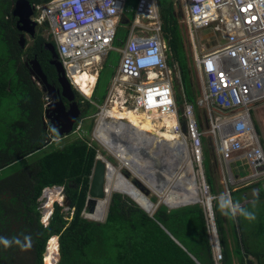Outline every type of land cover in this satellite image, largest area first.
Segmentation results:
<instances>
[{"label":"trees","instance_id":"1","mask_svg":"<svg viewBox=\"0 0 264 264\" xmlns=\"http://www.w3.org/2000/svg\"><path fill=\"white\" fill-rule=\"evenodd\" d=\"M16 1L0 0V111H7L11 103H16L15 111L19 115L10 123L0 115V173L7 166L18 162L24 164L13 174L0 178V264H44L48 242L54 237H59L60 242L61 259L56 264H214L215 249L209 217L202 204L177 210L160 205L150 217L130 198L113 194L104 223L85 217L98 146L90 137L84 139L74 132L48 142L43 119V94L22 61L25 53L29 58L36 56L49 83L48 57L40 52V45L47 39L38 34L28 50L20 48L17 20L12 16ZM27 1L30 5H37L51 0ZM159 1L162 5L168 3V0ZM173 13L171 8L165 13V30L173 35L171 45L181 55L184 45ZM123 15L122 25L134 19V13L129 18L125 13ZM126 36L127 33L122 38L118 29L115 45L120 46ZM182 68L186 87L192 88L193 85L188 84L190 75L187 67L182 65ZM77 94L86 103L82 117L95 114L96 107L79 92ZM91 127L93 129V124ZM71 136V141H65ZM99 136L129 171L142 180L145 166L140 157L135 153V156L127 154L117 141L124 138L137 147L146 146L141 144L143 142L148 145L159 142L177 145L125 123H120L115 132L103 126ZM170 155L167 152L169 161L174 158ZM183 156L188 159V151ZM191 166L192 163L188 162L187 179L179 180L184 187L187 186L190 198L199 199L200 192L198 187H194ZM207 181L212 195L217 197L213 178L208 172ZM53 187L65 190L70 207L65 210L55 203L49 225L45 226L40 198L46 188ZM152 199L151 203L156 205L157 200ZM233 201L237 202L234 198ZM214 211L223 253L222 264H232L230 254L233 249H230L221 210L216 204ZM241 211L242 208L236 217ZM262 214L260 219L263 223L257 227V234L262 233L259 245L264 249V212ZM233 240L234 250L237 247L240 256H252L253 252L264 254L257 251L249 233L244 232L241 240L235 234Z\"/></svg>","mask_w":264,"mask_h":264},{"label":"built area","instance_id":"2","mask_svg":"<svg viewBox=\"0 0 264 264\" xmlns=\"http://www.w3.org/2000/svg\"><path fill=\"white\" fill-rule=\"evenodd\" d=\"M127 1L51 0L33 5L32 22L48 26L66 78L77 90L80 91L75 84L77 75L97 76L110 52L121 55L104 104L93 103L98 107L96 140L113 154L99 136L104 121L112 119L107 118L110 110L153 113L154 120L162 121L158 124L153 120L156 128L192 148L190 163L196 168L197 183L209 210H213L217 198L212 196L205 177L204 137L211 138L219 156L228 198L234 189L256 184H262L264 189V147L252 115L264 103V0H174L185 14L200 90L197 106L185 98L183 112L176 95L180 73L169 63L170 48L163 37L165 24L156 0H139L128 40L121 48L115 47ZM199 30L210 31L216 43L199 46ZM184 122L188 136L183 132ZM82 127L83 120L74 134L81 136ZM99 158L108 167L109 162L100 154ZM236 159L247 163V178H233L230 164ZM52 190L64 197L63 188ZM44 224L47 226L48 221ZM220 251L215 248L217 262L222 261Z\"/></svg>","mask_w":264,"mask_h":264},{"label":"rangeland","instance_id":"3","mask_svg":"<svg viewBox=\"0 0 264 264\" xmlns=\"http://www.w3.org/2000/svg\"><path fill=\"white\" fill-rule=\"evenodd\" d=\"M137 2H138V0H130L129 1L128 6H126L127 8H125V10H124L125 17H128V18L132 17V15H133L132 11H133L134 7L136 6ZM121 18H122V16H121ZM181 21H182V23L179 25V30L181 31L182 34H184V38L186 39V48L184 50H182V52H181V59H182L183 65H185L187 67V70L190 73V76H189V79H188V84H190V83L192 84V80L194 82L192 88H188L187 94H188L189 99L192 101V103L197 106V100L200 98V91H199V85L197 87L198 81H197V78H196L195 66H194V51H193V48L191 47V41H190V36H189L188 29H187L185 17ZM124 26H122V28H120V35H121L122 38H124L125 34L127 33V29ZM118 29H119V27H118ZM45 30H44L43 34L46 37L49 34V31L48 30L45 31ZM209 33H210V31H208V30H205V31L204 30H199L198 31V33H197V43L198 44L200 43L199 46L200 45H205V46L208 45V47H211V46H213L216 43L215 40L212 43H209L208 41L204 42L202 40V37H205L204 35H206V34L208 35ZM27 39H28V37H27ZM213 39H216V37H213ZM30 44H31V40L28 39V47H29ZM119 59H120V55L118 53L111 52L110 53V59H109V61L107 63V66L104 67V70H101L99 72V83H98V85H97V87L95 89L94 97L92 99L93 102H95L98 106H102L103 105V103H104V101H105V99H106V97L108 95L109 87L112 84V81L114 79L116 71H117V69L119 67ZM183 104H184L183 102L179 101V106L181 107L182 112L184 111V105ZM8 109L9 110H7V111H0V115L5 117L6 122L10 123L16 117H19V115L15 111L17 109L16 108V103H14V104L11 103L10 106H8ZM197 113H198V115H199V117L201 119V117H203V113L201 112L200 109H198V107H197ZM94 116H95V114L89 116L90 120L87 123H85V131H87L88 137H90L91 140H93L94 143L98 146V149L100 151H102V152H99V154L102 155L105 160H107L109 163H111L117 169V171L124 178H126L128 181H130V183H131L136 178V176L131 171H129L127 166L123 165L121 163V161L119 159H117V157L114 154H112L106 147H104L101 143H99L96 140V138L94 137V129H96V122H95V128L92 129V127H91ZM253 118H254L255 124L257 125V128H259L258 132H259V134L261 136L262 144H263V147H264V103L262 105H259L258 107H256L254 109ZM203 120L204 119H201L202 122H203ZM109 121H111V120L108 119L107 122H109ZM154 122L155 123H157V122L161 123L162 121L161 120L160 121L159 120L156 121V119H155ZM104 127L108 128L109 130L114 131V132L117 130V129L107 125L105 123V121H104ZM204 128H205V126H204ZM163 132H165V131H163ZM209 139L211 140V138L206 137V141L207 140L209 141L208 144L210 146L211 143H210ZM125 141H127V140H125L124 138L123 139L121 138V140L120 141L118 140L117 143L119 145H121V146H124V142ZM127 143H131V142L127 141ZM156 145H158L157 151L154 148V146H156ZM156 145L155 144H149V147H147L146 150H148V151L150 150L153 153H158L159 154L158 157H160L161 159H165V157H162V155L160 156V153L161 154H165V152H163L162 149L163 150H167V152H169L171 155H174V154L171 153L172 150L169 151L170 149L176 148V150H177V146L176 145L175 146H171L170 144L169 145L168 144H156ZM159 146H162L163 148L159 150ZM205 149H206V163L209 165L210 161H211V157H210V154H209L207 146H206ZM185 151L186 152L188 151L189 158L188 159L186 158L187 161L184 162L182 167L180 168V172L177 175L178 180H179V178L183 177L185 172H186V167L188 166L187 164H188V161L190 160V155H191V152H192V148L190 147V145L187 146V147H184L183 153ZM176 153L177 154L174 155V158H178L176 156L183 157V153H181V152L179 153L178 150H177ZM178 153H179V155H178ZM138 156L143 161H145L146 163H149V168H150V172L151 173L158 172L157 169L154 168L153 161L151 159H149V157L144 156V154H142V153H139ZM174 158L172 160H170V161H173V162H171L172 164L174 163V160H175ZM186 159H184V160H186ZM213 160L215 161V162H213V164L217 165V174H216V176H214V178L216 180V187L218 189L219 194H221V196H226V192L224 194V188L225 187H224V184H223L224 180H223V176H222V165H221V162H220V159H219V156L217 155V153H216V155H214ZM216 161H218V164H217ZM23 164H24V162H18V163H15L14 165H11L9 167L7 166V167L3 168L2 172L0 173V178H3V177H6V176H9V175L13 174V172H15L16 169L20 165H23ZM232 169H233V174H237V173H239V171H241L243 173L242 175L238 176V179H240V180L247 178L248 175H249V173L247 174V165L244 164V163L237 162L236 164L232 165ZM215 171H216V168H215ZM147 185L152 190V186H150L149 184H147ZM145 188H147V187H145ZM185 189H186V187L183 188V191L177 192L178 193L177 197H180L179 195L183 196L184 193H182V192H184ZM107 192H108V198L110 197V199H108V202L103 201V202L98 203V205H97L98 210H102V212H104L105 209L107 208V206H109L111 197H112V195L115 192H122L125 195H128V196L132 197L133 200L141 208H143L144 210H147L149 213H153L154 212L155 206L157 204L161 203L160 200L161 201H165L169 205H171L173 202H175V200L177 198V197H171L169 199L168 198V194H169L168 192L159 194L158 192H154L153 191L154 193H156L159 196V198H160V200H159L157 198V196L150 191L149 192V200L152 199V198L157 200L156 205L153 204L154 206H151L148 203V201L145 200L143 198V196L140 195L135 189L131 188V186L129 184H127V183L123 182L122 180H120V177H119L118 173L115 171V169H112L110 182L108 183V186H107ZM185 198L194 200V198H190L188 194L186 195ZM200 198H201L200 200L204 201V197H203L202 194H200ZM153 199H152V201H153ZM44 201H43V203H46V205H47V202H46L47 199H45ZM62 201H63V199H62ZM55 202L59 203V201H55ZM55 202H54V204H55ZM241 202H242V205H241L242 210L243 211H247V212H251L255 216V219H253V220H249L248 219V222H247L248 223V231L252 230V229L256 230V232H254L253 234H251V233H249V234L251 235V240L254 242V245H255V247H257V250L263 251V246L259 245V243H261V241L263 239L262 238V233L261 234H257V224H259V220H261L260 218L263 215L262 212H264V209L261 211V209L264 208V200L256 201V200H250L248 197H243L241 199ZM54 204L52 206L53 208H54ZM216 204L219 205V201H217ZM65 210H68V208H65ZM89 215H91L90 212H88V211L85 212V217L91 219ZM106 215H107V212H106ZM227 215L224 214V217H226Z\"/></svg>","mask_w":264,"mask_h":264},{"label":"water","instance_id":"4","mask_svg":"<svg viewBox=\"0 0 264 264\" xmlns=\"http://www.w3.org/2000/svg\"><path fill=\"white\" fill-rule=\"evenodd\" d=\"M32 13H33L32 12V5H30L27 0H18L15 3V7H14V11H13L12 15L14 18L17 19V28H18L19 32L21 33L20 45L23 48L26 45L25 34L29 35L30 37H34L35 33H36V30H35L36 25H35V23H33L30 20ZM43 48L46 51H48L50 54V57H51L50 65L55 69L56 75H57V77H59V81H57V85L60 86V90L56 92L55 96L49 97L51 95V92L55 93V89L48 84L47 79H46L45 75L43 74L36 57L33 60H31V63H30L31 71L30 72H31L32 76L35 77L34 78L35 81L40 86V88H41V90L45 96L48 95L47 97H49L50 99H59V101H57L55 104H51V105L46 106V109L44 111V116L48 121L49 120L48 113H49L50 109H52L54 106L59 108L61 110V112L66 116L65 119L69 120V121H67V123H69V127L67 126L68 128L64 130L65 125H60L59 127H61V130L59 131V133H57V135H59L60 137L68 136V134H70L72 132V130L74 129V126H75L78 118L81 116V111H80L79 106L76 105V103L71 108L70 111H67L63 99H68L67 92L71 93L72 87H71L70 83L68 82V80L66 79V75H65V72L61 66V63L55 61L57 59V55L55 53V48H54L53 44L50 42L44 43ZM121 123H123V122H121ZM183 131H184V134L186 136H188V129H187L186 122L183 123ZM177 150H179V152L183 153L180 145L177 146ZM151 160L153 161L154 168H156L158 172L152 173L153 175L148 177V178L144 177V180L146 182H148V181L154 182V183L157 182V185L155 184L152 186V190L154 192H158L159 194L168 192L169 193L168 198H171V196H176L177 192L183 191L182 187L180 186V182L172 184V181L175 180L176 178H178L177 175L180 172V168L182 167V165L184 163V158L181 157L179 159L180 163H178L173 168V175L174 176L172 177V180H169L167 177H165L166 171H165V169H163L162 165L157 162L158 161L157 159H156L157 161H154L153 159H151ZM163 174H165V175H163ZM120 177L123 178L124 180H126V182L128 184H131V186L135 190H137L143 196V198L148 201V203L151 206H154L151 203V201L149 200L150 190L145 188L136 178L130 183L122 175H120ZM107 179H108V167H107L105 161L103 159L99 158V159H97V162H96L95 167H94L93 175L91 178L89 196H88V200H87L88 212L93 213L97 203L102 202V201L108 202V192H107L108 181H107ZM55 189H57V188L55 187ZM63 192L65 193V190H63ZM115 194H120L122 196H126V197L130 198L147 215H149L150 217L153 215V214L150 215L147 210H144L143 208H141L133 200L132 197L125 195L122 192H115ZM45 195L46 194L44 192L41 200H43L45 198L44 197ZM160 202L161 203L158 204V206L159 205L166 206L169 210H176V209L194 206V205H198V204H205V202L202 200H199V201L194 202V203H180L178 205H169L167 202L161 201V200H160ZM60 205L64 208L70 207V202H69L68 198L66 197V195H64V200L61 202ZM90 218H91V216H90ZM87 219H89V218H87ZM90 220L97 221V222L103 221V220H101V221L94 220L93 218H91ZM213 226H214L213 234H215L214 235V240H215L214 243L217 247H220V241H219V235H218L216 220L213 222ZM47 253H48V249L45 253V256L47 255ZM59 261H60V259H59ZM59 261H57V262H59ZM247 263L248 264H254L251 260H248Z\"/></svg>","mask_w":264,"mask_h":264},{"label":"crops","instance_id":"5","mask_svg":"<svg viewBox=\"0 0 264 264\" xmlns=\"http://www.w3.org/2000/svg\"><path fill=\"white\" fill-rule=\"evenodd\" d=\"M18 1V0H17ZM16 1V2H17ZM129 1L130 0H128L127 2H126V5H125V8H127L126 6H128V3H129ZM157 1V5H158V12H159V15H160V17H161V19H162V21H163V24H165V18H166V16H165V13H167L168 11H169V9L171 8V9H174V17H175V19H176V21H177V25H178V27H179V25L182 23V19L185 17V14H184V11H182V9L180 8V6H178L177 5V3L174 1V0H168L167 2V4H161L160 3V1L159 0H156ZM176 3H174V2ZM15 2V3H16ZM138 3H139V0H138V2H137V4H136V6L134 7V9H133V11H132V13H134V19H135V17H136V9H137V6H138ZM30 4V3H29ZM42 4H44V3H42ZM37 5H39V4H37ZM173 5V6H172ZM14 7H15V5H14ZM125 10V9H124ZM13 11H14V9H13ZM13 11H12V13H13ZM32 12H33V5H32ZM126 12V11H125ZM124 14V13H123ZM32 15H33V13H32ZM13 16V15H12ZM32 17V16H31ZM31 17H30V20H31ZM124 17V15H122V18ZM122 18H120V21H119V29L120 28H122V26H124V24L122 25V21H121V19ZM16 19V18H15ZM125 19H127V18H125ZM133 19V20H134ZM17 20V19H16ZM32 21V20H31ZM132 23V22H131ZM131 23L129 22V20H127V22H126V24H125V26L124 27H126V29H127V36H126V38H125V40L123 41V43H125L127 40H128V37H129V34H130V25H131ZM17 24V23H16ZM44 26V25H43ZM43 26H36V33H35V36L34 37H30L29 35H27V34H25V38H26V45H25V47L23 48L21 45H20V35H21V33L19 32V30H18V32H19V34H18V43H19V45H20V48L22 49V50H24V51H26V50H28L29 49V47H31L32 46V44H33V42L35 41V39H36V36L38 35V34H40L45 40L47 39V41L45 42V43H49L50 42V40H51V35H50V33L45 37L44 36V34H43V32H44V30L46 29V30H48V26H46V28H42ZM165 27H166V24H165ZM18 29V28H17ZM40 29H42V30H40ZM188 29V28H187ZM45 30V31H46ZM180 31V30H179ZM189 32V31H188ZM189 36H190V33H189ZM205 37H202V40L204 41V42H206V41H208L209 43H212V42H214V40L215 39H213V37H212V35L211 34H206V35H204ZM27 37H28V39H30L31 40V44L29 45V47H28V39H27ZM163 37H165V40H166V42H167V44H168V46H169V48H170V51H169V63H170V66L172 67V68H174V69H177L178 70V73H180V81H179V84H177L176 85V95H177V99H178V103H179V101H181V102H183L184 103V100H185V98L186 99H188L189 101H190V99H189V97H188V94H187V92H188V87H186V83H185V81H184V77H183V68H182V65H183V62H182V59H181V55L177 52V50L176 49H174V47L171 45V41H172V39H173V35H171L170 33H168V32H166V30L165 29H163ZM180 38H181V40H182V44L184 45V49L186 48V39L184 38V34H182L181 33V31H180V36H179ZM205 38V39H204ZM50 39V40H49ZM49 40V41H48ZM190 41H191V47H192V45H193V42H192V39H191V37H190ZM216 41V40H215ZM52 43V42H51ZM123 43L120 45V46H117V45H115V47L116 48H121L122 47V45H123ZM200 44V43H199ZM198 44V45H199ZM44 45V43L42 44V46ZM41 46V45H40ZM40 49H42V47L40 48ZM112 52H116V53H118L119 55H120V53L118 52V51H112ZM111 53V52H110ZM50 55V54H49ZM36 56H33L32 58H29L28 57V55L25 53L24 55H23V57H22V61H23V63H24V65H25V67L29 70V74H30V76L32 77V79L35 81V77L34 76H32V74H31V65H30V63H31V60H33L34 58H35ZM109 59H110V55L105 59V61L102 63V66H101V68H99V70H98V75L96 76L97 77V79H98V82H97V84H96V86H95V88H94V90L92 91V94H91V96L90 97H87V99L86 100H88L92 105H94L93 103H95V102H93V97H94V92H95V89H96V87H97V85H98V83H99V72L101 71V70H104V67H106L107 66V63H108V61H109ZM29 61V62H28ZM120 61H121V55H120V59H119V66H120ZM118 69H119V67H118ZM118 69H117V71H118ZM187 69V68H186ZM117 71H116V73H117ZM116 75V74H115ZM189 75H190V73H189ZM46 77V76H45ZM47 79V78H46ZM36 82V81H35ZM48 82V81H47ZM36 84H37V82H36ZM49 84V83H48ZM194 84V82H193V80H192V85ZM50 85V84H49ZM37 86L40 88V86L37 84ZM51 86V85H50ZM197 87H198V83H197ZM40 90H41V88H40ZM200 91V90H199ZM41 92H42V90H41ZM42 94H43V92H42ZM44 96V95H43ZM107 98V97H106ZM44 97H43V103H44ZM106 100V99H105ZM105 102V101H104ZM96 104V103H95ZM104 104V103H103ZM97 105V104H96ZM96 105H94L95 107H96V109H97V112L95 113V116H96V114L98 113V107L96 106ZM83 112L84 111H81V116L78 118V120H77V122H76V124L78 123L79 124V122L81 121V120H83V127H82V133H81V136L80 137H82V138H86V137H88V133H87V131H85V123H87L89 120H90V117L89 116H87V117H82V114H83ZM94 115V114H93ZM91 116V115H90ZM95 116H94V118H93V122H92V124H93V129L95 128ZM201 119H203V117H201ZM92 121V120H91ZM203 123H204V121H203ZM75 124V126H74V129H76V127H77V125ZM95 130V129H94ZM70 135V134H69ZM84 136V137H83ZM63 137H65V136H63ZM62 137V138H63ZM71 138H73L72 136L71 137H69V138H67L65 141H71L70 139ZM90 140H91V138H90ZM210 140V139H209ZM93 141V140H92ZM94 142V141H93ZM208 140L206 141V138H204V151H205V177H206V179H207V172H208V175H210L212 178H213V181H214V185H215V189H216V192H217V194H216V196L218 197V200L217 201H219V198L221 197V194H219V192H218V189H217V187H216V180H215V178H214V176H216V174H217V165L215 164H213V162H215L214 160H213V157H214V155H216V152L214 151V148H213V144H212V141L210 140V146H209V144H208ZM206 146L208 147V151H209V154H210V157H211V161H210V164L208 165L207 163H206ZM46 148V147H45ZM99 152H102V151H100L99 149H98V151H97V157H96V162H97V158H98V154H99ZM96 162H95V164H96ZM217 162V164H218V161H216ZM237 162H240V163H244V164H246L247 165V163L245 162V161H242V159L240 160V159H236L235 161H234V163L233 164H236ZM94 167H95V165H94ZM215 168H216V171H215ZM93 171H94V168H93ZM249 173V167H248V165H247V174ZM243 173L241 172V171H239V173H237V174H234V176L235 177H238V176H240V175H242ZM92 175H93V172H92ZM92 178V177H91ZM208 182V181H207ZM256 185H258V186H251V187H248V188H245V189H239V190H235L234 192H232V194H231V200L233 201V198L234 199H236L237 200V202H234L233 201V204L234 205H239V208H237L236 210L238 211V210H240V208H241V205H242V202H241V199L243 198V197H248L250 200H256V201H261V200H264V189H263V186H262V184H256ZM221 190V189H220ZM199 191H200V189H199ZM225 188H224V194H225ZM263 193V194H262ZM126 197V196H125ZM226 197V196H225ZM227 198V197H226ZM216 201V202H217ZM110 204V203H109ZM216 204V203H215ZM198 205H200V204H198ZM217 206H219L218 204H216ZM194 206H196V205H194ZM109 207V206H108ZM190 207V206H189ZM186 208V207H185ZM220 208V207H219ZM180 209H182V208H180ZM177 210V209H176ZM221 210V209H220ZM107 211H108V209H107ZM221 212V215H222V219H223V222H224V229H225V234H226V238H227V241L231 244L230 245V249L232 250L233 249V251H232V255L230 254V259H232V264H248L247 263V261L248 260H251L254 264H264V254H263V256H261V255H259V254H255L254 252H253V254H252V256H248V255H245V256H240L239 255V249L236 247L235 248V250H234V247L235 246H233V244H234V240H233V236H235V234H236V236L238 235V238H239V240H241V235H243L244 234V232H245V234L246 233H251V234H253L254 232H256V230H254V229H252V230H249L248 231V219H246L245 218V216L244 215H242L241 213L240 214H238V217H240V220L239 219H237L238 217H236V215H232V214H230V212L228 213V215L226 216V217H224V212L221 210L220 211ZM242 212V211H241ZM107 214H108V212H107ZM106 218H107V216L104 218V220L102 221V222H98V223H104L105 222V220H106ZM90 220V219H89ZM233 220H234V222H233ZM93 221V220H92ZM95 222H97V221H95ZM263 222H261V220H259V224L261 225ZM254 224V223H253ZM259 224H257V227L259 226ZM235 228V230H233ZM254 228V227H253ZM210 229H211V226H210ZM219 235V234H218ZM211 240H212V243H213V231H212V229H211ZM219 241H220V239H219ZM242 245V244H241ZM220 248H221V244H220ZM237 251H238V254H237ZM257 251H260V250H257ZM220 252H222V249H221V251ZM263 253H264V249H263ZM221 254H223V253H221ZM237 255H239V256H237ZM45 256V255H44ZM222 261H223V256H222ZM222 261L221 262H217L216 261V258H215V252H214V264H222Z\"/></svg>","mask_w":264,"mask_h":264},{"label":"bare ground","instance_id":"6","mask_svg":"<svg viewBox=\"0 0 264 264\" xmlns=\"http://www.w3.org/2000/svg\"><path fill=\"white\" fill-rule=\"evenodd\" d=\"M96 79L97 77L95 75H89L88 73H81L80 75H77L76 76V80H75V84L80 88V91L83 93V95H85L86 97H90L91 94H92V89L94 87V85L96 84ZM92 97V96H91ZM108 116L110 117H113L117 120H122L123 123L125 124H128L134 128H136L137 130L139 131H143V132H146L154 137H157L159 139H162V140H165V141H168V142H176V146L180 145L181 146V149L183 151L184 147H187L186 143L185 142H181V141H177L175 140V138L167 133V132H163L161 131L160 129L156 128V126L153 124V119L155 118L153 115V113L151 114H140V113H134L132 111H120L118 110L117 108H115L114 110H110L107 114ZM109 118V117H107ZM112 122H107L105 121V123L115 129H118L119 127V121L117 120H114V119H111ZM114 120V121H113ZM157 121V120H156ZM158 123V122H157ZM159 124V123H158ZM163 143V142H162ZM143 145H146V146H142L140 145V147H137L135 145H132L130 143H127V142H124V146H121L119 145V147H123L124 151L129 154V155H132V156H135V154H139V153H142L144 154V156L146 157H149V159H153L154 161H157L159 164L162 165L163 169H165L166 171V175L165 177H167L169 180H172V177L174 176L173 175V168L178 164L180 163V157L181 156H176L178 158H174V163L172 164L171 162L173 161H169L168 157L165 155L167 154V150H163L162 146H159V150L162 149L163 152H165V154H161L160 152V156L162 155V157H165V159H161L159 156L158 153H153L152 151H148L145 149V147H149L148 144L146 143H141ZM159 144H161L159 142ZM171 146H175L173 143L170 144ZM157 147L158 145L154 146L155 150L157 151ZM175 149V150H174ZM174 149H170L169 151L172 150V154H177V150L176 148ZM145 151V152H144ZM176 151V152H175ZM179 152V150H178ZM135 153V154H134ZM180 153V152H179ZM178 153V154H179ZM150 154V155H149ZM184 155V153H183ZM116 156V155H115ZM117 157V156H116ZM157 160H156V159ZM159 158V159H158ZM184 158V156L182 157ZM117 159H119L117 157ZM179 160V161H178ZM140 161L142 164H144L145 166V172L142 173V177H143V180L142 179H139L136 175V178L139 182H141L145 187H147L152 193H154L149 187L147 184H149L150 186H153V185H157V182L154 183V182H146L144 180V177L145 178H148L150 176H152L153 174L150 172V168H149V163H146L145 161H143L141 158H140ZM185 162V160H184ZM123 165H125L123 162H121ZM126 166V165H125ZM112 169H115V171L118 173L119 177H120V173L117 171V169L110 163H108V183L110 182V178H111V174H112ZM191 173H192V177L194 179V187H198V189H200V186L198 185L197 183V179H196V173H195V169L193 168V166H191ZM188 177V173L185 172L184 176L180 178V180L182 179H187ZM120 180H122L123 182L127 183L126 180H124L123 178L120 177ZM178 178H176L175 180L172 181V184L175 182V183H179L180 180H178ZM147 183H145V182ZM190 183V182H189ZM128 184V183H127ZM131 186V184H129ZM180 186L183 188H185L182 184V181H180ZM190 187V186H189ZM192 187V186H191ZM131 188H133L131 186ZM134 189V188H133ZM137 191V190H136ZM138 192V191H137ZM139 193V192H138ZM184 193L183 196L179 195L180 197H177L178 196V193H176V196H171V197H177L175 202H173L171 205H178L180 203H194V202H197L199 201L201 198L199 197V199H187L185 198L187 194H189L188 192V189H187V186H186V189L184 190ZM140 194V193H139ZM157 198L160 200L159 196L154 193ZM141 195V194H140ZM46 198H47V205L45 203V208L47 209L46 212H45V220H47L50 216V213L52 211V205L55 201H59L61 202L62 201V197L59 195V193H57V191L55 190H50L46 193ZM110 199V197H109ZM170 199V198H169ZM103 202V201H102ZM100 203V202H99ZM97 205L98 203L96 204L95 206V209L93 211V213H91V218H93L94 220H104L105 216H106V212H107V209H108V206L107 208L105 209L104 212H102V210H98L97 208ZM154 213V212H153ZM153 213H149L150 215H152ZM59 253H60V246H59V239H57V237H54L48 244V253L47 255L45 256V261H44V264H54V261L59 259Z\"/></svg>","mask_w":264,"mask_h":264},{"label":"flooded vegetation","instance_id":"7","mask_svg":"<svg viewBox=\"0 0 264 264\" xmlns=\"http://www.w3.org/2000/svg\"><path fill=\"white\" fill-rule=\"evenodd\" d=\"M41 47H42V49L40 50V52L45 53V56L48 57L47 58V70H48V73L50 75L49 76L50 77L49 84L55 89V93L51 92V95L49 96V97H51V96H55L56 92L60 90V86L57 85V81H59V77H57L55 69L50 65L51 57L49 55V52L46 51L42 45L40 46V48ZM42 51H44V52H42ZM55 61L59 62V58H57ZM52 71H53V73H52ZM54 80H55V82H54ZM47 96H45V95L43 96L45 98L44 101L46 100L45 102H47V106L51 105V104H55L57 101H59V99H50ZM67 96H68V99H63L67 111H70L71 108L75 105V103L77 106H79L80 111H84V109L86 108V105H85L86 103L84 101L80 100V98H78L79 96H78L77 91L75 90L74 87L72 88L71 93L67 92ZM65 117L66 116L56 106H54L52 109H50V111L48 113L49 120L46 121V128H45L47 133H48V137H47L48 139L47 140H51V139H55L57 137H60L59 135H57V133H59V131L61 130V127H59L60 125H65L64 130L69 127V123H67V121H69V120L65 119ZM72 132H73V130H72Z\"/></svg>","mask_w":264,"mask_h":264},{"label":"clouds","instance_id":"8","mask_svg":"<svg viewBox=\"0 0 264 264\" xmlns=\"http://www.w3.org/2000/svg\"><path fill=\"white\" fill-rule=\"evenodd\" d=\"M53 43V46H54V48H55V53H56V55H57V51H56V44H55V42L51 39L50 40V43ZM57 58H59V56H57ZM60 62V61H59ZM67 79V78H66ZM68 80V79H67ZM68 82L70 83V85H72L71 84V82L68 80ZM73 86V85H72ZM71 86V87H72ZM74 87V86H73ZM72 87V88H73ZM75 88V87H74ZM75 90L77 91V92H79L83 97H85V99H87V97L85 96V95H83V93L81 92V91H79V90H77L76 88H75ZM45 104V103H44ZM45 109H46V107H44V111H45ZM252 115H253V113H252ZM43 119H44V123L46 124V121H47V119L45 118V116L43 115ZM201 120V119H200ZM255 126H256V129H257V125L255 124ZM73 131H74V129H73ZM257 131H258V129H257ZM184 132V131H183ZM62 138V137H61ZM204 138H206V137H204ZM204 138H203V144H204ZM52 140H55V139H51V140H49L48 142L49 143H52V142H54V141H52ZM51 141V142H50ZM214 147V146H213ZM214 151H215V149H214ZM191 157V156H190ZM188 162H191L190 160L188 161ZM233 163H234V161L230 164V167H231V174L233 175V178L235 177L234 176V174H233V169H232V165H233ZM188 165V164H187ZM193 166V165H192ZM193 168L195 169V172H196V168L193 166ZM204 172H205V161H204ZM238 178V177H237ZM207 180V179H206ZM130 182V181H129ZM223 184H224V182H223ZM254 186V185H253ZM224 187H225V185H224ZM251 187V186H250ZM53 188H55V187H53ZM53 188H46V189H50V190H52ZM56 188H61V187H56ZM248 188V187H247ZM45 189V190H46ZM243 189H245V188H243ZM45 190H44V192H45ZM64 190V189H63ZM235 190H239V189H234V190H232V192H234ZM225 191H226V188H225ZM44 192H43V194H44ZM200 192V191H199ZM232 192H231V194H232ZM115 194V193H114ZM200 194H201V192H200ZM231 194H230V196H229V198L227 197V194H226V197L225 196H221L220 198H219V207H220V209L224 212V214H228L229 212L232 214V215H236L237 214V208H239V205L237 204V205H234L233 204V201L230 199L231 198ZM64 195H65V193H64ZM43 196V195H42ZM213 196V195H212ZM45 198L43 199V200H41L42 199V197L40 198V202H41V209H42V223L44 224V222L45 221H48V225H49V221H50V219H51V217H52V215H53V213H54V208L52 207V211H51V213H50V216H49V218L47 219V220H45V212H46V208H45V203H43V201L45 200V199H47L46 198V196H44ZM215 197V196H214ZM217 198V200H218V197H216ZM63 200H64V197L62 198ZM109 199V198H108ZM216 200V201H217ZM216 201L214 202V204H213V210L212 209H208V204H207V201L204 199V202H205V204H202L203 206H205V209H206V211H207V214H208V217H209V223H210V226H211V229H212V231L214 232V226H213V222L216 220V217H215V211H214V206H215V203H216ZM45 202V201H44ZM62 202V201H61ZM61 202H59V203H57V202H55V203H57V204H61ZM54 204V203H53ZM53 206V205H52ZM160 206V205H159ZM158 206V204L155 206V209H154V212L156 211V209L159 207ZM45 209V210H44ZM65 209V208H64ZM212 212V213H211ZM154 214V213H153ZM241 214L242 215H244L245 216V218L246 219H249V220H253V219H255V216H254V214L253 213H251V212H247V211H242L241 212ZM212 223V224H211ZM45 225V224H44ZM47 225V226H48ZM46 226V225H45ZM214 235L215 234H213V239H214ZM53 239V238H52ZM57 239H59V237H57ZM51 240V239H50ZM215 240H213V246H214V249L217 247L216 245H215ZM5 243L7 244V241H5ZM49 243V242H48ZM59 246H60V242H59ZM220 248V247H219ZM47 249H48V245H47ZM45 259V258H44ZM59 259H61V256H60V253H59Z\"/></svg>","mask_w":264,"mask_h":264}]
</instances>
